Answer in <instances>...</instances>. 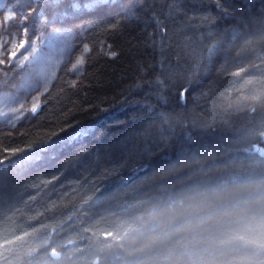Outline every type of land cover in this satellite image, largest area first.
<instances>
[{"label":"trees","instance_id":"obj_1","mask_svg":"<svg viewBox=\"0 0 264 264\" xmlns=\"http://www.w3.org/2000/svg\"><path fill=\"white\" fill-rule=\"evenodd\" d=\"M86 2L0 0V264H264L245 246L264 243L259 206L239 203L259 189L231 183L264 175L247 158L264 160V39L241 22L264 0H141L127 19V0Z\"/></svg>","mask_w":264,"mask_h":264},{"label":"snow or ice","instance_id":"obj_2","mask_svg":"<svg viewBox=\"0 0 264 264\" xmlns=\"http://www.w3.org/2000/svg\"><path fill=\"white\" fill-rule=\"evenodd\" d=\"M62 2H63V0H46V6L52 7L55 9V8L59 7V5ZM122 2H124V0H87L86 3H82V4L81 3H73L71 5V7L77 11H80L82 9H93L97 5H105V6L115 7L119 4H121ZM127 3H130L133 6L128 9V15L125 17L126 19L128 17L135 16L136 9L142 6L141 0H127ZM252 7H254L252 0H248V8L250 9ZM24 16L26 19L27 14H25ZM241 22L244 23L246 27L248 24L255 26L260 33V37L262 39H264V8H262L259 13L250 14L248 17H241ZM238 35H240L239 31H233V39H235ZM20 47H23V44H21ZM215 47L216 46H214L213 48H210L208 50L207 56L201 58L202 60L206 61L205 63L193 66L195 72H199L201 68H203L205 71H207L208 62H210L212 56L215 54V52H214ZM10 57L14 58L15 53H11ZM3 63H4V60L0 59V64H3ZM156 83L163 86L162 81L158 80V81H156ZM138 87H139V85H138ZM184 91H187V89H184ZM183 99H184V92H181V102L182 103H183ZM33 111H35V109H33ZM161 119L167 123V117H165L164 115H161ZM169 130H171V129H169ZM262 135H264V133H262ZM188 140L191 141V137H188ZM201 153H203V155ZM211 153H212V149H210L208 147H204L203 149H200L198 147L194 148V149L183 148L178 153V159L169 163L166 166V168L164 169V171L171 172V171L177 170L179 168H183L185 166H188L192 163H199L203 158L210 155ZM247 158L252 161V163L250 164V168L253 169V174H255L257 170L264 171V160L254 159L251 156H249ZM147 167L148 166H144L142 168L137 169L136 172L134 173L135 179L130 177L131 182L136 183L138 180L139 181L148 180L150 178V176L147 174ZM142 172L145 173V175L141 176L140 173H142ZM156 174H158L157 170L153 169L151 175L154 176ZM124 183H125V185H127L129 182L125 181ZM231 183L233 185H238L241 183H243V184H251V183L256 184L257 188L259 189L257 194L250 199H243L239 203L243 204L245 206H249L250 204H252L254 202L256 205H258L259 206L258 211L253 209L254 214L250 218L244 217V219H249L250 221H257L259 226L264 228V175H260V177L256 180L251 179V175H250L248 179L243 180V181H241V179L238 177H234V178H232ZM226 187H227V185H217L215 187L210 186L205 190V192L215 193L217 191L223 190ZM205 192L201 193V195H204ZM185 198L191 199L192 197L185 194ZM180 203H183V200H181ZM193 227H198V225L194 226L192 224V222L189 221L188 223L180 224L178 227L175 228V231L180 232V231H183L186 229L191 230ZM233 239L242 240L243 237L237 236V237H233ZM245 246L246 247L250 246V253H251L250 258H260V257L264 256V243H255L253 241H246ZM185 255H188V253L187 252L181 253V256L178 257V259L182 258Z\"/></svg>","mask_w":264,"mask_h":264},{"label":"rangeland","instance_id":"obj_3","mask_svg":"<svg viewBox=\"0 0 264 264\" xmlns=\"http://www.w3.org/2000/svg\"><path fill=\"white\" fill-rule=\"evenodd\" d=\"M56 35H60L61 36V35H64V33H63V31H60ZM39 55L40 54H31V55L30 54H25L24 56H22V58H20V67H19V69L23 70L26 66L27 67H32L36 63L37 58L40 57ZM37 107L34 108L35 111H36ZM35 111H33V108H32L31 114H33Z\"/></svg>","mask_w":264,"mask_h":264},{"label":"water","instance_id":"obj_4","mask_svg":"<svg viewBox=\"0 0 264 264\" xmlns=\"http://www.w3.org/2000/svg\"><path fill=\"white\" fill-rule=\"evenodd\" d=\"M53 256H54L55 258H59V256H58L57 253H54Z\"/></svg>","mask_w":264,"mask_h":264}]
</instances>
